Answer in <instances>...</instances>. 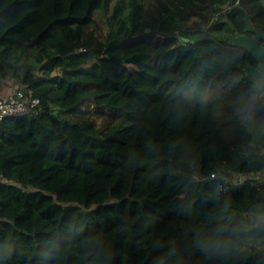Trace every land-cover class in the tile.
Listing matches in <instances>:
<instances>
[{
	"label": "trees",
	"instance_id": "16d2710c",
	"mask_svg": "<svg viewBox=\"0 0 264 264\" xmlns=\"http://www.w3.org/2000/svg\"><path fill=\"white\" fill-rule=\"evenodd\" d=\"M245 18L264 0H0V96L40 101L0 121V264H264ZM90 100L128 128L72 120Z\"/></svg>",
	"mask_w": 264,
	"mask_h": 264
},
{
	"label": "rangeland",
	"instance_id": "374dc122",
	"mask_svg": "<svg viewBox=\"0 0 264 264\" xmlns=\"http://www.w3.org/2000/svg\"><path fill=\"white\" fill-rule=\"evenodd\" d=\"M107 20L108 15L96 14L94 23L87 29V32L104 42L107 35ZM251 35L254 36L253 34ZM102 103L104 102L95 100L88 101L76 113L71 115V119L74 121H91L101 133H113L126 130L129 126L126 119L127 115L122 110L108 109L105 106L106 103ZM262 177L264 181V175ZM233 180L234 182H243L246 180V177L242 176L241 179L238 177Z\"/></svg>",
	"mask_w": 264,
	"mask_h": 264
},
{
	"label": "water",
	"instance_id": "95a60500",
	"mask_svg": "<svg viewBox=\"0 0 264 264\" xmlns=\"http://www.w3.org/2000/svg\"><path fill=\"white\" fill-rule=\"evenodd\" d=\"M244 21V33L231 37L229 42L238 48L245 49L255 59L256 66L248 64L247 68L255 84L260 87L264 85V44L260 42L261 39L264 40V31L252 25L247 18ZM247 33L253 34L254 37ZM184 40L187 41V39Z\"/></svg>",
	"mask_w": 264,
	"mask_h": 264
},
{
	"label": "built area",
	"instance_id": "2783aa9c",
	"mask_svg": "<svg viewBox=\"0 0 264 264\" xmlns=\"http://www.w3.org/2000/svg\"><path fill=\"white\" fill-rule=\"evenodd\" d=\"M213 19H217V15H213ZM39 104V99L31 93L26 94L22 90L11 92L5 97H0V121L8 117L36 114ZM211 177L214 178V175Z\"/></svg>",
	"mask_w": 264,
	"mask_h": 264
},
{
	"label": "crops",
	"instance_id": "0c3cea01",
	"mask_svg": "<svg viewBox=\"0 0 264 264\" xmlns=\"http://www.w3.org/2000/svg\"><path fill=\"white\" fill-rule=\"evenodd\" d=\"M10 93H11L10 91L5 90L4 92L1 93V96L0 97H5V96H7Z\"/></svg>",
	"mask_w": 264,
	"mask_h": 264
},
{
	"label": "flooded vegetation",
	"instance_id": "af4514ba",
	"mask_svg": "<svg viewBox=\"0 0 264 264\" xmlns=\"http://www.w3.org/2000/svg\"><path fill=\"white\" fill-rule=\"evenodd\" d=\"M248 35H250V36H252L251 34H248ZM254 37V36H253ZM261 42V41H260Z\"/></svg>",
	"mask_w": 264,
	"mask_h": 264
}]
</instances>
